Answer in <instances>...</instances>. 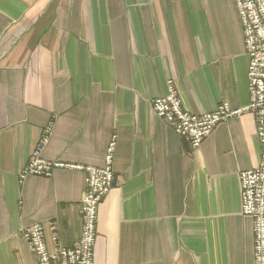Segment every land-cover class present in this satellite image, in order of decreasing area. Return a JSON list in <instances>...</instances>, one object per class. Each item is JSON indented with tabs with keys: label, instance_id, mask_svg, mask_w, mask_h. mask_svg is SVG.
Returning <instances> with one entry per match:
<instances>
[{
	"label": "crops",
	"instance_id": "0c3cea01",
	"mask_svg": "<svg viewBox=\"0 0 264 264\" xmlns=\"http://www.w3.org/2000/svg\"><path fill=\"white\" fill-rule=\"evenodd\" d=\"M248 57L233 0H0V264H36L21 232L81 230L84 173L24 168L49 122L43 157L102 166L94 264H253L241 170L259 165L255 117L219 123L198 148L152 109L173 78L184 110L249 101Z\"/></svg>",
	"mask_w": 264,
	"mask_h": 264
},
{
	"label": "built area",
	"instance_id": "2783aa9c",
	"mask_svg": "<svg viewBox=\"0 0 264 264\" xmlns=\"http://www.w3.org/2000/svg\"><path fill=\"white\" fill-rule=\"evenodd\" d=\"M233 3L248 57V103L231 108L227 101H223L210 112H188L182 107L174 79L168 78L165 94L154 98L151 105L154 114L193 149L198 148L219 123L245 111L254 115L261 159L258 166L241 170L238 174L240 212L252 219L254 264H264V0H233ZM52 130L53 123L44 126L38 143L19 173V179L22 181L28 175L48 177L56 168L81 170L84 173V193L80 200V235L71 247L59 242L54 223L48 224L50 246L46 243L44 227L40 223L26 226L21 235L34 254L36 264H94L98 203L112 186L115 139L112 137L108 143L102 166L73 165L43 157Z\"/></svg>",
	"mask_w": 264,
	"mask_h": 264
},
{
	"label": "rangeland",
	"instance_id": "374dc122",
	"mask_svg": "<svg viewBox=\"0 0 264 264\" xmlns=\"http://www.w3.org/2000/svg\"><path fill=\"white\" fill-rule=\"evenodd\" d=\"M153 100V99H152ZM152 100H151V102H152ZM162 120V119H161ZM166 124V123H165ZM167 126V125H166ZM168 127V126H167ZM115 146V145H114ZM113 151H114V148H113ZM105 157V156H104ZM112 163H113V159H112ZM55 170V169H54ZM112 171H113V167H112ZM239 174V173H238ZM113 180H114V171H113V179H112V185H113ZM239 180V179H238ZM111 188H112V186H111ZM110 188V189H111ZM110 189H109V191H110ZM109 193V192H108ZM108 193H106L104 196H103V198L99 201V203H98V210H99V206H100V204L102 203V201L106 198V196L108 195ZM239 197H240V193H239ZM241 213V212H240ZM242 214V213H241ZM243 215V214H242ZM245 216V215H244ZM249 217V216H248ZM97 223H98V219H97ZM79 238V237H78ZM96 238H97V233H96ZM59 242H60V240H59ZM61 243V242H60ZM95 243H96V239H95ZM94 248H95V245H94ZM253 264H254V245H253Z\"/></svg>",
	"mask_w": 264,
	"mask_h": 264
}]
</instances>
